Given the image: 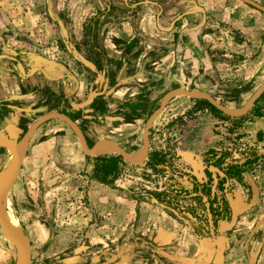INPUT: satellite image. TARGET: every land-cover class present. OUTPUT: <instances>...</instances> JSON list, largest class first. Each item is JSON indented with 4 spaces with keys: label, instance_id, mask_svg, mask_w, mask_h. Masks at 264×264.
Wrapping results in <instances>:
<instances>
[{
    "label": "crops",
    "instance_id": "1",
    "mask_svg": "<svg viewBox=\"0 0 264 264\" xmlns=\"http://www.w3.org/2000/svg\"><path fill=\"white\" fill-rule=\"evenodd\" d=\"M27 12L0 24V134L20 141L34 120L56 112L96 150L85 154L59 117L39 122L23 142L6 195L12 215L31 252L49 234L44 218L53 229L28 264H264V193L251 167L264 159V115L247 122L257 125L262 146L233 160L243 163L241 178L229 181L231 201L240 206L235 216L218 219L213 233L197 234L192 218L173 215L148 193H133L122 164L110 183L93 173L94 158L114 150L100 140L141 158L145 121L167 92L210 95L241 75L254 92L264 77V12L241 0H31ZM26 28L28 34H16ZM192 95H169L167 110L146 134L163 111L164 120L187 113L200 99ZM193 114L175 139L176 163L192 171L221 138L206 107ZM166 154L147 142L136 164ZM11 245L0 230V264L19 262Z\"/></svg>",
    "mask_w": 264,
    "mask_h": 264
},
{
    "label": "rangeland",
    "instance_id": "2",
    "mask_svg": "<svg viewBox=\"0 0 264 264\" xmlns=\"http://www.w3.org/2000/svg\"><path fill=\"white\" fill-rule=\"evenodd\" d=\"M253 1L257 3L258 1H261V3H264V0H253ZM30 2L31 0H0V24L7 19L12 20V18H14V15L21 17L26 15L28 13L27 6H29ZM13 4L15 5L20 4L22 9L24 10L18 11L17 7L15 8L13 7ZM14 9L16 10L14 11ZM37 17L38 19L44 20V15L42 14L37 15ZM4 32L5 31H3V33ZM24 32L25 34L29 33V31L26 28V29H22L20 33H16V34L19 35ZM229 78L230 79L225 83L224 86L220 85L215 90H213L209 96L212 97L224 108H226L228 111L237 112L240 109V107L244 104L246 99H248L251 96L250 94L253 93V88L255 84H252L253 87L251 86L250 88L249 86L250 82H247V79H243L242 75L240 77L235 76L233 78L231 77ZM192 97L204 99L201 95H197V94L192 95ZM168 104L169 102L167 100L164 101V105L162 106V109L166 108L167 110ZM251 106L248 107L246 111L240 114L239 116L227 115L221 112L217 108L216 109L219 110L220 113L214 114L207 109L211 113V115L214 116V120L217 121L216 123H214V126L217 127L214 131L220 134L221 137L219 140V145L216 146L215 150H217L218 152H228V156H226L223 159L224 163L230 161L232 162L233 160H240V158H242L245 154L251 155L255 151H258L259 149L256 146H259V148L260 146H262V145H257V141L259 140L257 135L255 134L256 131L255 126L257 125H251L247 122L251 121L252 117H259L255 115V112L264 114V93L255 104V107L257 109L252 110ZM202 108L204 107L195 103L194 106L187 113H184L182 115H176V117H171L170 119L167 120L163 119L166 117L161 118V116H167L169 114L168 111L167 112L166 110L163 111L160 117L156 120L155 127H157L158 130H156L155 127L154 129L150 130L151 133L146 134V141L149 143V148L156 150L158 149L165 150L167 152L166 157H162V156L159 158L157 157L158 160L159 159L163 160L165 158L164 160L167 161V167L163 170H160L162 166H164V164L163 163L157 164L158 161H156V158L154 157L153 158L149 157V159L144 164H140V165L132 164L125 161L120 167V170L124 174V177L123 176L122 177L126 179L125 183L128 189L133 191V193L135 194L142 193L143 195H145L147 194V191L168 192L171 191V186H175V185L185 189L183 186L185 185L188 186L186 182H190L191 184L194 181V179L198 183L205 180V177H203V170L204 168L208 167V163L203 161L204 158L203 154H201L200 156L201 163L198 166L201 171H198L199 170L198 168L192 171L187 167L185 168L180 167L175 160L176 159L175 139L178 136V133L180 132L181 125L184 123V120L188 119L189 117H195L196 114L193 113H195L196 111ZM8 154L9 152L7 150L2 149L0 147V168L5 164ZM106 154L107 155L116 154V152L113 150L112 152ZM155 163L157 165H155ZM251 167L253 168V170L255 169L254 174L257 175L256 180L262 186V188L260 187V191L262 194L264 193L262 192L264 191V159L263 160L258 159V161L253 163ZM154 169L160 171H155ZM215 172H216L215 170H211L212 175ZM219 172L220 171H218L217 174H219ZM187 189L189 191L191 189V186H188ZM233 193L234 192L232 191V188L230 186L226 195L228 197H232ZM216 194L219 195L220 192L217 191ZM262 196H264V194ZM5 201L6 202L8 201L6 203L9 207L8 211L10 210V213H12V208L11 205L9 204V199L7 196L5 197ZM177 203L182 209L181 211H184V213H181L180 215L183 216L184 219L192 218L194 225L200 226L202 231H205L206 227L204 226V224L201 221L191 216L192 210L190 208L193 206V204L196 203L189 198H180L177 201ZM18 228L21 231L19 226ZM5 246H10V245L5 242ZM250 263L252 264V262Z\"/></svg>",
    "mask_w": 264,
    "mask_h": 264
},
{
    "label": "trees",
    "instance_id": "3",
    "mask_svg": "<svg viewBox=\"0 0 264 264\" xmlns=\"http://www.w3.org/2000/svg\"><path fill=\"white\" fill-rule=\"evenodd\" d=\"M264 91L257 97V99L252 104V110H256V102L263 95ZM196 104L206 107L209 111L214 114L220 113L215 107H213L209 102L204 99H197ZM257 116H263L255 112ZM228 156V152H218L217 150L210 148L203 153V161L208 163V167L203 170L204 181L196 182L195 179L192 182L191 189L188 191L180 186H171V191L168 192H158V191H147L149 195L154 197L158 202L162 203L170 209L173 215L179 217V213L182 212L177 201L180 198H189L196 204L190 208L192 210L191 216L201 221L205 228L202 231L200 226H194V231L197 234H202V232L213 233L216 221L223 217L235 216L239 204L232 203V197H228L226 193L230 188L229 181L231 179L239 180L243 172V163L236 162H225L223 159ZM158 163H163L164 166L160 170L167 167L166 160H157ZM162 161V162H161ZM166 166H165V163ZM245 162V161H244ZM123 160L119 155H98L94 158L93 173L94 176L102 182L110 183L111 180L116 176V172L120 164H123ZM155 163V165H157ZM153 165V166H155ZM155 171H160L154 169ZM211 170L216 172L212 175ZM219 174H217V172ZM177 184V182H176ZM219 191L220 194L217 195L216 192ZM181 194V195H180ZM189 209V208H188ZM180 220L183 218L180 216Z\"/></svg>",
    "mask_w": 264,
    "mask_h": 264
},
{
    "label": "water",
    "instance_id": "4",
    "mask_svg": "<svg viewBox=\"0 0 264 264\" xmlns=\"http://www.w3.org/2000/svg\"><path fill=\"white\" fill-rule=\"evenodd\" d=\"M242 1H244L245 3H247V4L257 8L258 10H261L264 12V6H262L258 3L254 2L252 0H242ZM78 58L83 64L90 66V63L87 60H85L82 56H78ZM263 90H264V77L262 78L260 84L258 85L256 90L253 92V94L244 102V104L240 107V109L237 112L228 111L226 108H224L222 105H220L217 101H215L212 97H210L209 95H207L203 92L176 91V90H172V91L167 92L164 95V97L161 99V102H160L159 106L156 108L154 114L150 115L147 118V120L145 121L143 130H142V156L138 160H135V159H132V158L126 156L119 146H117V145H115V144H113L107 140H100V141L110 144L114 148V151L116 152V154L119 155L123 160H125L129 163H133V164L140 163L143 161V159L147 153L146 132L148 129V125L160 113V111L162 109V103L169 95H171V94H184V95L197 94V95H201L213 107L219 109L221 112H223L227 115H230V116H239L240 114L244 113L248 107H250L253 104L255 99L263 92ZM94 94L95 93H93V92L90 93L88 95V97L83 102H81L79 104V106L87 105L90 102L91 98L94 96ZM49 117H59L63 121H65L67 124H69L74 129V131L77 135L78 143H79L82 151L85 154L91 155L90 151H91L92 147L91 146H87V147L84 146L82 133H81L79 127L72 120H70L66 115H64L62 113L51 112V113L44 114V115L40 116L39 118L34 120L29 125L28 129L25 132L24 137L20 141L14 142L12 140H9L8 142H3L0 140V147L6 149L10 154H13L16 157V162L10 167L9 173H8L6 179L4 180V182L0 188V205H1L2 200L7 195V191H8L9 186L11 185V183L14 181V179L16 178V176L18 174V170H19V167H20V164L22 161V156L20 155V148L22 147L23 142L27 138L30 131H32L37 126V124L39 122H41L42 120L49 118ZM44 221L46 222V224L48 226L49 234H48L46 240L41 244V246L37 250L31 252L30 244H29V240H28L27 236L20 231L21 235L23 237V242H20L18 240V238L10 230L6 221L4 220L2 210L0 208V230L3 233V235L5 236V238L11 242V244L14 247L17 255L19 254L22 257V264H28L30 258H33V257L37 256L39 253H41L45 249V247L48 245L50 240L52 239L53 229H52L51 222L47 218H44Z\"/></svg>",
    "mask_w": 264,
    "mask_h": 264
},
{
    "label": "bare ground",
    "instance_id": "5",
    "mask_svg": "<svg viewBox=\"0 0 264 264\" xmlns=\"http://www.w3.org/2000/svg\"><path fill=\"white\" fill-rule=\"evenodd\" d=\"M0 140L3 142H8V140L4 136H2L1 134H0ZM23 150H24L23 147L20 148V155L21 156L23 155ZM90 152H91V155H94L96 153V150L94 149V150H91ZM130 158H132V157L130 156ZM132 159H135V158H132ZM15 162H16V157L13 154H9L8 157L6 158L5 164L0 169V188H1L4 180L6 179L8 173H9L10 167ZM7 202L5 201V198H4L1 202V205H0L4 220L6 221L10 230L18 238V240L20 242H23V237H22L21 232L18 228V222L16 221V218L12 215V213H10V210L8 211L9 207L6 204ZM19 261L20 262H18L17 264H19V263L22 264V257L20 258Z\"/></svg>",
    "mask_w": 264,
    "mask_h": 264
},
{
    "label": "flooded vegetation",
    "instance_id": "6",
    "mask_svg": "<svg viewBox=\"0 0 264 264\" xmlns=\"http://www.w3.org/2000/svg\"><path fill=\"white\" fill-rule=\"evenodd\" d=\"M6 150V149H5Z\"/></svg>",
    "mask_w": 264,
    "mask_h": 264
}]
</instances>
